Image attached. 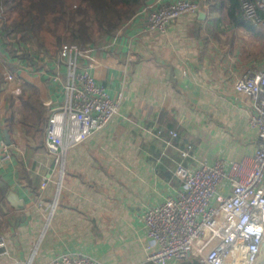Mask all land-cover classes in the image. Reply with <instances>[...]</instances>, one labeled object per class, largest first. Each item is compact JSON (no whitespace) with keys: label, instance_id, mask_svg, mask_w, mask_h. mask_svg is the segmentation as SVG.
<instances>
[{"label":"crops","instance_id":"obj_1","mask_svg":"<svg viewBox=\"0 0 264 264\" xmlns=\"http://www.w3.org/2000/svg\"><path fill=\"white\" fill-rule=\"evenodd\" d=\"M199 1L198 12L172 20L165 32H145L147 18L137 12L104 44L89 47L83 62H93L96 81L111 97L124 96L102 130L68 150L46 231L43 215L58 179L55 156L45 145L50 109L44 102L62 99L48 77L55 60L5 36L0 22V141L13 144L9 159L0 144V235L6 240L0 264H54L62 253L105 264H155L147 260L143 215L182 188L178 165L250 162L258 136L250 124L253 100L235 83L248 69H264V28L232 1ZM31 98L33 110L26 107ZM170 130L178 135L167 145ZM189 145L191 156L183 158L180 150ZM219 192L229 194V183Z\"/></svg>","mask_w":264,"mask_h":264},{"label":"built area","instance_id":"obj_2","mask_svg":"<svg viewBox=\"0 0 264 264\" xmlns=\"http://www.w3.org/2000/svg\"><path fill=\"white\" fill-rule=\"evenodd\" d=\"M239 2L245 18L264 28V0ZM201 8L199 0H157L137 14L147 18L145 32H165L172 20ZM90 52L89 47L64 44L56 56L45 54L55 60V69L48 77L62 97L60 101L50 98L44 102L50 109L45 145L55 156L58 172L56 192L43 215L45 231L51 227L58 207L68 150L102 130L119 113L123 100L122 91L113 98L96 81L93 62H83ZM6 76L15 80L12 73ZM235 89L253 100L250 124L258 130L256 153L249 163L231 161L226 165L224 160H217L212 165L201 162L196 167L180 163L175 176L182 188L175 196L147 208L143 215L149 239L148 261L168 264L195 259L199 264H256L264 245V69L246 70ZM150 133L162 135L161 130ZM168 134L167 145H172L171 139L178 133L170 130ZM0 144L4 159H9L13 144L5 139ZM191 148L189 145L180 150L183 158L191 156ZM56 169L44 177L43 189L52 182ZM225 182L230 186L227 195L219 192ZM5 247L6 240L0 235V253ZM54 264L105 263L87 254L62 253Z\"/></svg>","mask_w":264,"mask_h":264},{"label":"trees","instance_id":"obj_3","mask_svg":"<svg viewBox=\"0 0 264 264\" xmlns=\"http://www.w3.org/2000/svg\"><path fill=\"white\" fill-rule=\"evenodd\" d=\"M229 1L240 6L239 0ZM146 3L147 0H0L1 29L5 36L20 38L31 52L36 46L39 52L56 56L65 42L82 43L84 48L97 46L96 42L104 44ZM26 107H37L33 98Z\"/></svg>","mask_w":264,"mask_h":264},{"label":"rangeland","instance_id":"obj_4","mask_svg":"<svg viewBox=\"0 0 264 264\" xmlns=\"http://www.w3.org/2000/svg\"><path fill=\"white\" fill-rule=\"evenodd\" d=\"M19 39H20V38H19ZM65 43L70 44V45H73V46H80V47H81V45H83L82 43H76V44H74V43H69V42H65ZM100 44H101V43H97V42H96V44H94V45L101 46ZM92 45H93V44H91V46H92ZM87 46H90V44H88ZM34 50H35V51H38L39 49L36 48V46H34ZM43 52H45V51H43ZM37 105H38V103H37Z\"/></svg>","mask_w":264,"mask_h":264},{"label":"water","instance_id":"obj_5","mask_svg":"<svg viewBox=\"0 0 264 264\" xmlns=\"http://www.w3.org/2000/svg\"><path fill=\"white\" fill-rule=\"evenodd\" d=\"M8 138V137H7ZM8 144H10V140H9V138H8ZM262 251L264 252V245H263V248H262ZM262 252V253H263ZM261 253V254H262ZM257 264H264V253H263V255L261 256V259H259V261L258 262H256Z\"/></svg>","mask_w":264,"mask_h":264}]
</instances>
